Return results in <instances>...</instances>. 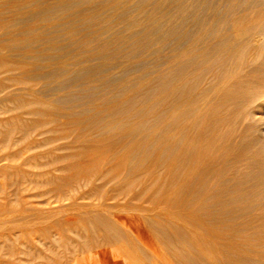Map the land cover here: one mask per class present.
Instances as JSON below:
<instances>
[{
    "label": "rangeland",
    "instance_id": "rangeland-1",
    "mask_svg": "<svg viewBox=\"0 0 264 264\" xmlns=\"http://www.w3.org/2000/svg\"><path fill=\"white\" fill-rule=\"evenodd\" d=\"M148 1L0 0V264H264V26L210 95Z\"/></svg>",
    "mask_w": 264,
    "mask_h": 264
},
{
    "label": "bare ground",
    "instance_id": "bare-ground-1",
    "mask_svg": "<svg viewBox=\"0 0 264 264\" xmlns=\"http://www.w3.org/2000/svg\"><path fill=\"white\" fill-rule=\"evenodd\" d=\"M174 1H176L178 4V11L180 12V18L174 19L171 22V24H169V25L167 24V26H169V27L166 30V34L169 37L174 33V30L178 28L182 32V34L179 32L180 35H182V36H180L182 38H181V41H179V43L180 42H182V43L187 42V40H188L187 39L188 37L186 35L188 33L187 32L188 31L187 26L190 22H192L194 28H196V31L194 32V35L192 36V39H191L192 50L197 51V49L201 45L204 46V49L205 48L209 49L210 46H216L218 43L224 44L227 48H229V51L231 49L232 50L234 49L233 52L231 53L230 57L228 58V60L226 59V63H224L225 61L223 62L224 65H223V63H221V66L222 65L226 66V69L224 70L223 75L221 76V79L217 83V86H213V85L210 86L208 94L212 95L217 91L224 90V88L227 86L228 82L231 81L230 76L232 75L233 78L235 79V77H234L235 74H233V73H236L238 75L239 70H237V69L242 63L245 52L248 51V49H250L249 47H252L254 45L258 46V44L260 42V41H258L259 40L258 34H260V31L262 30V26H264V0H174ZM155 7H154V9H155ZM203 9H205L206 14H204V17L201 16V18H198L196 12L200 11V10H202V12H204ZM154 11H152L153 14H154ZM165 11H166V9H165ZM168 18L170 19V18H174V17L169 12L160 13V11H159L157 19L154 22H152V19H151L150 22L153 23L152 26L154 28H162L166 25V22H167V21H165V24H164L163 20H166ZM162 32H163V30L161 32L159 31V34ZM161 36L163 37V35H161ZM232 37L234 38L233 40H232ZM154 39H155V37H154ZM156 40H158V39H156ZM161 40H162L161 42H163L162 38H161ZM168 40H169V38H168ZM152 41H153V39L151 40V42ZM158 41H160V39ZM189 41H190V39H189ZM151 42H150V44H151ZM169 42L170 41H168L167 43H169ZM261 42H262V40H261ZM213 50H214V48H213ZM213 50L211 49L212 52H214ZM204 53L206 54V51ZM258 54H259V52H258ZM207 55H209V53ZM182 56H185V55H182ZM180 57L181 56H179V58ZM197 58L199 59V57H197ZM249 61H250V59H249ZM252 66H253V68L256 69V68H259L260 64H258V62L256 61L255 63H253ZM260 67L264 68L262 65ZM223 68H220L219 72H221L222 71L221 69H223ZM31 92H32V90H31ZM27 102H24L25 106H31V104H32V106L38 107L40 105V100L38 101L37 98H36V100L33 101L35 103H33V102L27 103ZM42 103H44V102H42ZM44 115L47 117L46 111H43V116L41 118L45 117ZM48 116L50 117V115H48ZM43 120H45V119H43ZM234 240L235 239H233V237H231V236L228 238L227 250H229V251H232L234 249L240 250L243 247L240 245V243H236Z\"/></svg>",
    "mask_w": 264,
    "mask_h": 264
}]
</instances>
